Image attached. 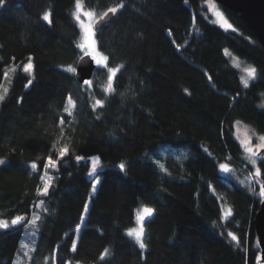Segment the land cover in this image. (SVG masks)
I'll list each match as a JSON object with an SVG mask.
<instances>
[{
	"label": "trees",
	"instance_id": "16d2710c",
	"mask_svg": "<svg viewBox=\"0 0 264 264\" xmlns=\"http://www.w3.org/2000/svg\"><path fill=\"white\" fill-rule=\"evenodd\" d=\"M207 1L82 0L97 21L117 7L95 28L108 66L123 65L114 92L106 91L103 65L90 84L66 71L84 55L75 0L0 5V83L5 70L11 76L0 101V219L24 217L0 230V264H13L34 213L29 264H263L254 226L262 197L240 183L249 164L234 124L264 135V47L240 14L220 4L233 28L213 23ZM226 48L256 68L247 87ZM29 57L32 74L23 71ZM97 100L103 104L93 108ZM49 155L54 169L44 168ZM90 157L100 164L91 176ZM225 163L236 178L221 171ZM46 173L53 181L41 196ZM141 203L154 209L145 249L126 234Z\"/></svg>",
	"mask_w": 264,
	"mask_h": 264
},
{
	"label": "rangeland",
	"instance_id": "374dc122",
	"mask_svg": "<svg viewBox=\"0 0 264 264\" xmlns=\"http://www.w3.org/2000/svg\"><path fill=\"white\" fill-rule=\"evenodd\" d=\"M207 6H208L210 14H211L210 20L213 23L221 26L224 29H229L227 27V25L220 19V17L216 15V12H220L223 15L224 19L227 20V22L229 24H231V22L228 20V18L222 13L220 8L218 7V3L215 0H208L207 1ZM83 8H84V5H83ZM88 11L94 12L93 10H86L84 8V12H88ZM74 13H77L75 5H74V9H73V15H74ZM77 14L80 15V18L84 22L85 25H87L89 23L93 24V31H94V37L93 38L95 40V26L94 25H95V22L97 21L96 17L94 19L90 20L89 17L84 15L83 12H80V13H77ZM78 25H79V27L81 29V36H80V40H79L78 45H79L82 53L85 55L84 50L82 49L81 45L86 43V35H85L84 28H82L80 26L79 22H78ZM96 48H97V45H96ZM97 51L99 52L98 49H97ZM225 53L228 56H230V59H231L232 63L240 70L242 83L244 84V81L247 80V85H248L255 77L254 78H250L248 76L247 72L245 71V69L250 67V66L251 67H253V66L248 64L245 60L235 56L232 53V51L230 49H228V48L225 49ZM29 74H32V72L29 73ZM10 77L5 79L2 83H0V94H3L4 96L7 93V91L9 90V86H10V82H11L10 81L11 80ZM108 83H109V81L107 80L106 84H105L106 88L108 86ZM112 83H113V81H112ZM67 109H68V112L73 113V111H74V103H73V101H71V103L68 101ZM234 128H235V137L240 142L241 146L243 147L244 157L248 161V164H249V166H247V168H246V170L248 171L247 175H244V178H243V180H241L240 183L248 185V186H251L252 189L257 187L256 189H257V191L259 189V192H260V195H261V191L264 190L263 189L264 171H263L262 166H261V161L262 160L264 161V140H262L260 138L264 137V135H262V134L260 135V134L256 133V131L253 129L252 126H250V125H248L246 123L240 122V121L235 122ZM91 164H93L92 160H91ZM99 165L100 164H99V160H98L96 162V168ZM223 165L227 166L228 170L224 171V169L221 168V171L223 173H225L226 175H228V176H232V177L236 178L238 170L235 169L233 166L227 164V163H225ZM44 177H45L46 180L50 179L51 182L53 181V177L49 173H46V175ZM97 185H98V179H96L94 181L93 186H95V189L92 187L91 196L95 194ZM43 186H44V184H43ZM261 197L263 198V195H261ZM38 206H40V205H38ZM88 206H89V203H87V209H88ZM143 206H147V205H144V204L141 203V204H139V205H137L135 207L134 225L126 229V234H128V230L129 229H131V228H137L138 229L140 227V223L137 221V214H138V212L141 211ZM147 207H150V206H147ZM86 213H87V211H84V215H83V218H82V223L79 225V231L77 232L75 230L76 231L75 242H77V238L79 236V233L82 230V227L84 226L83 223H84V219L86 217ZM148 218L149 217H147L146 220ZM7 221L9 222V225L11 226V220H7ZM145 221L143 222V227L145 226ZM38 228H39V223L36 222L35 225L29 223V225L26 228V231L24 233L23 239H22V241L20 243V247H19V250H18V252H17V254L15 256L13 264H29L30 259H31V254H32V252L34 250L35 240H36V235H37ZM76 229H77V227H76ZM132 238H134V237H132ZM143 240H144V236H143ZM22 244L26 245V247H21ZM78 264H85V263H78Z\"/></svg>",
	"mask_w": 264,
	"mask_h": 264
},
{
	"label": "snow or ice",
	"instance_id": "6c2138e0",
	"mask_svg": "<svg viewBox=\"0 0 264 264\" xmlns=\"http://www.w3.org/2000/svg\"><path fill=\"white\" fill-rule=\"evenodd\" d=\"M3 3H4V0H0V5H2ZM118 7L122 8V7H124V5L121 3L120 5H118ZM75 8L77 10V13L83 12L84 15L89 17L90 20L94 19L97 15L96 13H94L92 11L84 12L82 0H75ZM116 12H117V7H110L107 9V11L100 14L98 19H99V21H103L105 19V17H107L109 15V13L115 14ZM77 13H74L75 20L80 23V26L82 28H84L85 35H86V43L81 45V47L84 50L85 55L91 57V59L94 60L97 63V65H103V67L107 68L109 83H108V86L106 88V91L107 92H114L115 89L112 86V81H113V78L116 77L117 72L120 71L121 68H123V65H120L119 67H109L108 66L109 58L107 56L103 55V53L97 51L96 41L93 38L94 37L93 24L89 23V24L85 25L84 22L81 20L80 15ZM216 15L220 17V19L227 25V27L229 29L232 28V25L229 24L227 22V20L224 19L223 15L220 12H216ZM42 18H43V20L49 21V23H51L50 13L45 12ZM11 70L13 72H15L16 68L13 67ZM32 70H33L32 58L29 57L28 62L23 65V71L25 73H31ZM66 71L75 73L76 69L72 66H68ZM245 71L247 72V74L250 78H254L257 70L255 67L250 66V67L246 68ZM3 75H4V78L7 79L8 71L5 70ZM31 82H32L31 80L28 81L29 84H31ZM84 83L90 84L91 81L85 80ZM244 86L247 87V80L244 81ZM4 98H5V96L3 94H0V101H3ZM69 102L71 103L70 97H69ZM102 104H103V101L97 100L96 104L93 105V108H95L97 105L102 106ZM65 111L68 112V109L65 108ZM68 114L71 115V112H68ZM61 123H64V121L61 120ZM260 139L264 140V137H261ZM68 151H69V149L67 148V146L63 147L59 151V157L63 158L68 153ZM84 159H85V157H83V156H77L76 157L77 161L84 160ZM89 159H91L93 162L92 171L89 172V175L91 176L96 172V162L99 160V158L98 157H90ZM56 163H57L56 160L52 159V156L49 155L47 163L44 165V168L45 169H48V168L54 169L56 167ZM3 164H5V160L0 159V165H3ZM31 166L33 169L37 168V165L35 163H33ZM119 167L122 171L125 169L124 164H120ZM221 168L224 169V171L228 170L227 166H225V165H221ZM40 179L44 181V186L42 189L38 188L37 191L41 196H47L48 192H49V188L51 186V180L50 179L46 180L44 176H41ZM93 188L95 189V186H93ZM261 195H264V190L261 191ZM41 203H43V201H41ZM84 207H85V211H87V205H85ZM153 212H154V209H152L151 207L143 206L141 211L138 212V214H137V221L140 223V227L138 229L137 228H131L128 230V236L134 237L135 242L138 244L140 249L146 248V244L143 240V236H144L143 222L146 220L147 217H151ZM39 219H40L39 215L34 213L33 219L28 221V223L35 225ZM23 220H24L23 216H16L15 218H13L11 220V225H18ZM9 226H10L9 222L7 220L0 219V229H8ZM76 231L77 232L79 231V225L77 226ZM229 235L232 236V238L234 240L236 239V237L234 235H232V233H229ZM21 247H26V245L22 244ZM72 250L76 251V242L75 241H73ZM108 253H109V250L105 249V251L101 255L100 259L101 260L105 259V257L108 255Z\"/></svg>",
	"mask_w": 264,
	"mask_h": 264
},
{
	"label": "water",
	"instance_id": "95a60500",
	"mask_svg": "<svg viewBox=\"0 0 264 264\" xmlns=\"http://www.w3.org/2000/svg\"><path fill=\"white\" fill-rule=\"evenodd\" d=\"M221 6L240 14L242 20L255 33L264 47V0H215ZM112 13H109L103 21H97L95 28L100 27L110 20ZM82 58V59H81ZM76 65V77L79 82L90 79L97 66L91 57L83 55ZM264 189V183H263ZM254 226L258 236L261 251V262L264 264V195L254 217Z\"/></svg>",
	"mask_w": 264,
	"mask_h": 264
}]
</instances>
